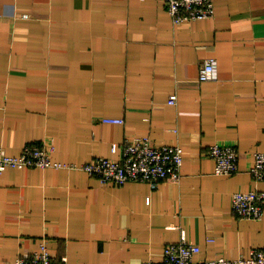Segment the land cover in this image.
<instances>
[{
	"label": "crops",
	"instance_id": "1",
	"mask_svg": "<svg viewBox=\"0 0 264 264\" xmlns=\"http://www.w3.org/2000/svg\"><path fill=\"white\" fill-rule=\"evenodd\" d=\"M213 4L212 18L174 25L162 0H0L8 155L52 146L53 160L80 166L118 160L124 141L147 136L183 157L180 179L156 188L104 184L80 169H7L0 264L32 256L42 241L53 263L67 264L160 261L182 236L200 247L195 260L264 249V219L232 211L234 193L264 191L249 172L264 152V0ZM208 59L217 78L200 82ZM214 144L237 149V172L214 173Z\"/></svg>",
	"mask_w": 264,
	"mask_h": 264
},
{
	"label": "built area",
	"instance_id": "2",
	"mask_svg": "<svg viewBox=\"0 0 264 264\" xmlns=\"http://www.w3.org/2000/svg\"><path fill=\"white\" fill-rule=\"evenodd\" d=\"M162 2L174 25L206 20L214 15L213 0H162ZM23 17L27 18V15ZM216 78V61L208 59L199 68L198 80L206 82ZM176 99L175 94L171 95L168 104L175 105ZM102 121L109 124H123V120L118 118H103ZM114 150L115 148H112V151ZM53 151L52 146L45 148L28 145L20 154L12 156L0 147V176L7 169L14 168H70L83 170L104 184L121 185L128 181H137L148 183L152 188H156L162 180L178 181L181 177L182 148L154 146L147 136L124 141L118 160L98 157L76 166L53 160L51 157ZM209 156L214 160L216 175H232L237 172L238 151L235 147L214 144L210 147ZM249 172L255 180L264 181V152L253 154V164ZM232 211L239 218L264 219V191L234 193ZM199 253L200 247L187 242L182 236L179 242L164 246L163 258L160 261L148 260L142 264H264V249H252L246 256L236 259L216 257L209 260H195ZM14 264H67V259L63 257L60 262L53 263L46 242L42 241L32 256L18 257Z\"/></svg>",
	"mask_w": 264,
	"mask_h": 264
}]
</instances>
